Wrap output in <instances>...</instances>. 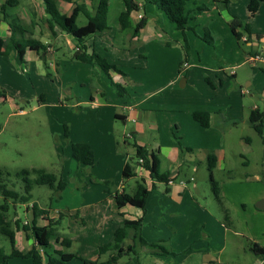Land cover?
Listing matches in <instances>:
<instances>
[{"label":"rangeland","instance_id":"rangeland-1","mask_svg":"<svg viewBox=\"0 0 264 264\" xmlns=\"http://www.w3.org/2000/svg\"><path fill=\"white\" fill-rule=\"evenodd\" d=\"M248 1H230L229 5L251 29L264 30V2L251 18ZM4 3L0 0V8ZM21 5L17 11H23ZM29 5L43 15L40 3ZM201 5L207 11H199ZM151 7L146 32L156 34L143 32L140 38L126 39L118 46L122 31L117 24L119 9L113 7L109 29L98 38L106 49L95 48L121 72L111 71V77L125 83L126 96L116 93L99 66L74 59L72 36L56 27L51 31L47 23L46 32L42 26V35L33 34L46 45L44 59L29 52L21 63L14 49L0 55V182L21 191L23 181L18 173L28 170L33 178L32 169H39L64 184L61 190L34 185L31 201L16 203L8 216L29 223L32 202L46 209L50 219L61 214L58 230L72 243L64 247L50 238L47 251L73 254L67 264H83L82 259L102 264L111 251L99 253L98 248L111 242L115 230L123 225L111 194L123 188L121 182L129 194L135 189V178H123L121 171L134 157L130 132L140 125L144 142L177 150L176 161L165 154L159 157L160 172L169 176L178 170L174 183L184 181L185 187L177 193L170 185L165 193L164 183L157 184L147 199L139 231L146 244L136 238L135 252L124 254L116 264H264V256L259 258L251 251L253 239L264 246V128L259 136L248 123L251 108L264 109V70L247 64L250 47L231 34L227 10L223 6L217 10L212 0L186 1L185 10H192L193 17L189 21L192 28L186 31L190 66L182 63L179 70L184 62L181 34L160 10ZM40 15H34L39 24L43 21ZM85 22L80 14L76 24ZM205 31L215 38L213 45L201 39ZM0 32L6 40L8 29ZM232 70L236 78L231 77ZM129 106L135 108L133 114H126L125 120L116 117ZM196 108L211 112L209 127H200L191 118ZM72 143L87 144L94 163L77 162L71 155ZM187 148L193 153L192 161L187 159ZM209 153L223 157L212 174L228 209L229 225L212 193ZM259 202L262 208L257 207ZM130 241L125 239L123 244ZM27 244L14 242L20 251ZM0 246L7 253L12 250L5 236H0ZM8 264H31V260L13 256Z\"/></svg>","mask_w":264,"mask_h":264},{"label":"trees","instance_id":"trees-1","mask_svg":"<svg viewBox=\"0 0 264 264\" xmlns=\"http://www.w3.org/2000/svg\"><path fill=\"white\" fill-rule=\"evenodd\" d=\"M18 0H5V3L1 5V17L0 21H4L8 25L9 35L5 40L0 36V55H7L11 50H15L18 59L21 63H25V55L28 51L35 52L39 58L44 59L47 48L46 45L39 39L32 36H28L27 29L21 24L19 17L8 11L9 8L15 6ZM43 11L46 14V21L51 31L53 28H59L66 34L71 35L76 39V47L73 52V58L88 63L91 65L99 66L103 72L110 78L111 85L114 87L116 93L119 96H126L127 90L125 85L115 81L111 77V71H118L116 67L97 53L94 49H89L86 41L89 36L96 32H103L109 29L108 26V9L109 0H99L95 11L91 13L85 6L78 4L75 0H41ZM58 1H65L73 3L72 12L67 15L59 8ZM124 9L118 16V24L120 28H124L129 21L132 12L138 11L141 6L154 5L160 11H162L166 18L174 24V26L181 31L180 44L183 49L184 62L188 59L189 43L186 36V30L192 27L188 26L189 19L191 18L185 11L186 0H122ZM214 2H220L226 5L230 0H212ZM264 0H249L247 3V9L249 16L252 17L256 14L259 4ZM199 11L205 9L204 5L197 7ZM82 14L86 22L82 25H77L76 21L78 16ZM147 16L139 18V21L134 25L133 32H137L146 23ZM230 29L239 41L243 37L245 43L249 42L252 38L250 27L247 23L242 22L237 16H233L229 24ZM258 38V35L255 34ZM201 39L209 45L214 44L215 38L205 31ZM250 54L256 53L255 51H249ZM180 62V67L182 66ZM205 80L210 83L209 78L205 77ZM1 94V91H0ZM192 118L197 121L203 128L209 127L210 112L203 110H195L192 112ZM116 117H119L116 114ZM121 118V117H120ZM248 123L253 130L262 135L264 128V109L254 108L248 115ZM132 147L135 149L134 157L129 158L131 161L125 162L121 175L123 178L136 177L134 173V166L138 164V160L141 159V166L148 171L149 178L152 182H167L169 178L167 174L160 172L159 170V156L157 150L149 151L147 147L136 143L135 139L131 142ZM191 151L190 148H187ZM71 155L79 163L84 165H92L94 163L93 152L87 144L84 143H72ZM132 162V163H131ZM216 164V156L213 153L207 155V170L209 181L211 184L212 193L215 199L221 205L223 210V220L226 225L231 224V218L228 213V209L224 206L220 197L219 184L214 179L212 170ZM36 176L31 178L29 176L30 171L22 170L18 173L22 177L23 188L21 191L15 190L13 186H9L5 182H0V236L8 238L12 250L7 253L5 249L0 246V264H8V259L13 256L30 258L32 264H66L74 255L71 253H64L61 251H47L49 245V239L54 240L64 247H69L72 243V239L69 236L59 233L58 226L61 220V214L56 219H50L46 216V223L43 225L38 224L37 218L47 213L46 209L38 207L36 202H32L31 208L33 211L32 220L28 223H23L21 219H10L8 213L11 208L16 207V203H27L32 199L31 190L34 185H47L52 189L61 190L64 187L63 182L57 180L56 176L51 173L42 172L39 169H32ZM152 188L147 187L145 179L139 177L135 181V189L132 194H129L122 188L120 191H114L112 195L117 208H122L126 205H132L144 211L147 197ZM142 225V217L137 219H124L123 225L118 227L114 232L113 240L98 248L99 253L111 251L109 259L102 262V264H116L118 260L124 255L135 252L136 244L135 239L138 238L141 244L146 242L139 236V231ZM18 230L24 231L26 234H30L36 244L31 249L23 252L15 248V232ZM130 239L132 244L124 245V240ZM251 251L257 255H264V247L258 243L253 242ZM164 253H172L167 250ZM45 256V260H44ZM83 264H94L91 261L82 259Z\"/></svg>","mask_w":264,"mask_h":264},{"label":"crops","instance_id":"crops-1","mask_svg":"<svg viewBox=\"0 0 264 264\" xmlns=\"http://www.w3.org/2000/svg\"><path fill=\"white\" fill-rule=\"evenodd\" d=\"M32 1H35L36 2V4L38 5L39 3L42 5V1L41 0H30L29 1V3H27V4H24V5H21V3H20V0H18L17 1V4L15 5V6H13L11 9L9 8L8 9V11L10 12V13H14V14H16L18 17H19V20H20V22H22L21 24L22 25H24L25 27H26V29H27V35L28 36H32L33 34L35 35H42V33H43V30H41V27L42 26H45V32H46V23H47V21H46V16L44 15V13H43V15L41 14L40 15V13H39V11L37 10V9H34L31 5H29L30 4V2H32ZM78 4H81V5H83V6H85L91 13H93L94 11H95V7H96V5H97V3H98V1L99 0H75ZM187 1V0H186ZM230 1H236V0H230ZM229 1V2H230ZM214 4H215V6H216V8H217V10H219V11H221V8H225V10H227V12H228V14H229V16H230V22H231V20H232V17L233 16H237L236 14H234V12H233V10L230 8V3L228 2L226 5H224V4H222V3H220V2H214V1H212ZM264 1H261L260 2V4L261 3H263ZM260 4H259V7H260ZM2 5V4H1ZM19 5H21V9L23 10L22 12H20V11H17L16 10V8L19 6ZM73 6H74V4L73 3H69V2H65V1H60V3H59V8L62 10V12H64L65 14H67V15H69L71 12H72V9H73ZM151 6H154V5H146V6H141L140 7V9L138 10V11H135V12H132L131 13V15H130V18H129V21H128V23L126 24V26L124 27V28H120V26H119V24H118V16H119V14H120V12L124 9V4H123V1L122 0H109V9H108V16H109V13H110V9H112L113 7H117V9H119L118 11H117V24H118V26H119V28L120 29H118L119 31H122L120 34H119V37H121L118 41H117V45L118 46H122V45H124V42H125V40L126 39H128V40H130V39H132V38H140V36H141V34L143 33V32H145L147 35H149V34H156L154 31H152V32H150V31H148V32H146V28H148V26L149 25H151L149 22V18H148V12L150 11L151 12V10H153L152 9V7ZM221 6H223V7H221ZM221 7V8H220ZM259 7H258V10H259ZM15 8V10L16 11H13L12 12V10ZM157 8V7H156ZM158 9V8H157ZM159 10V9H158ZM258 10H257V12H258ZM148 11V12H147ZM186 11V10H185ZM191 11L192 10H188V11H186V13H188V15L190 16L191 14ZM204 11H207V10H204ZM24 12V13H23ZM44 12V11H43ZM162 12V11H161ZM247 12H248V9H247ZM257 12H256V14H257ZM163 13V12H162ZM35 14H39L40 16H39V18H41L43 21L39 24L38 23V21L37 20H35V18H34V15ZM139 14H141V15H143V16H147V20H146V23H145V25L143 26V27H141L137 32H133V28H134V25L139 21V19H138V15ZM164 14V13H163ZM108 16H107V20H108ZM164 16H165V14H164ZM0 17H1V10H0ZM166 17V16H165ZM191 18L189 19V21L190 20H192L193 19V17L192 16H190ZM238 17V16H237ZM252 17H254V16H252ZM251 17V18H252ZM153 19V18H152ZM23 20H24V22H23ZM43 23V24H42ZM48 24V23H47ZM230 24V23H229ZM29 26V27H28ZM188 26H190L189 25V22H188ZM191 27V26H190ZM2 28H4V29H8V25L4 22V21H0V31L2 30ZM32 28H38L36 31L35 30H32ZM174 28H175V30H177L181 35H182V33H181V31L180 30H178L175 26H174ZM229 28H230V26H229ZM29 29V30H28ZM188 30V29H187ZM186 30V31H187ZM106 31H108V30H106ZM106 31H103V32H96V33H94V34H92L91 36H89L88 38H87V41H86V43H87V45H88V47H89V49H94L95 50V48H99V49H102V48H105L106 49V47L104 46V44H103V40L101 39V40H99L98 38H102L103 37V33H105ZM230 31H231V29H230ZM250 31H251V33L253 34L252 35V38H251V40L249 41V42H247V45L250 47V49L246 52V56L249 54L248 52L249 51H255V52H260V51H263L264 52V30H257V29H251L250 28ZM9 32V31H8ZM133 33V34H131V33ZM144 33V34H145ZM231 34H233L232 33V31H231ZM255 34H257L258 35V38H256L255 37ZM33 35V37L35 38V36ZM186 35H187V32H186ZM0 36L4 39V37L2 36V34H1V32H0ZM43 36H46V33H45V35H43ZM71 36V35H70ZM234 36V35H233ZM73 38V41H72V46H73V48L75 49V47H76V39L74 38V37H72ZM36 39H39V38H36ZM124 41V42H123ZM42 42V41H41ZM121 42H123V43H121ZM128 42H130V41H128ZM44 43V42H43ZM45 44V43H44ZM122 44V45H121ZM48 47H49V45H47ZM129 46V45H128ZM29 52H33V51H28L27 53H29ZM33 53H35V52H33ZM35 56H37L38 57V55L35 53ZM187 66L189 67L190 66V63L188 62V59H187ZM184 63V62H183ZM248 64V63H247ZM249 65V64H248ZM186 66V67H187ZM249 66H251V65H249ZM254 66H257V67H260L262 70H264V64L263 63H260V64H257V65H254ZM180 64H179V70H180ZM230 75H231V77L232 78H236L237 77V75H236V73H235V71H230ZM121 83V82H120ZM123 85H125V83H122ZM220 84L222 85V81H220ZM245 85L247 86V87H249L250 86V82L249 81H246L245 82ZM125 87H126V85H125ZM243 93V92H242ZM254 108H259L260 109V107H258V106H256V107H254ZM254 108H251L250 110H249V113H250V111L252 110V109H254ZM126 109V113H124V112H117L116 114L119 116V117H121L123 120H125L126 119V114H127V117L129 116V115H131V114H133L134 112H135V108L133 107V106H129V107H127V108H125ZM195 110H203V111H208L207 109L205 110V109H199V108H196V109H193L192 111H191V114H192V112L193 111H195ZM209 112V111H208ZM137 113V112H136ZM135 113V114H136ZM249 113H248V115H249ZM191 118H192V115H191ZM193 119V118H192ZM210 119H211V112H210ZM194 120V119H193ZM195 121V120H194ZM199 126H200V124L197 122V121H195ZM210 124V123H209ZM200 127H202V126H200ZM253 129V128H252ZM134 132H135V134H134ZM134 132H130V138H132V139H135V141H136V143L137 144H139V145H142V146H145V147H147V149L149 150V151H151V150H157L158 151V156L160 157L161 155H163V154H165V155H167V156H169V157H171L172 159V161H176L177 160V150L174 148V146L173 147H166V148H164V149H162L161 147L162 146H159V145H156L155 147H152L150 144H148V143H146V142H144L145 141V138L143 137V135H140L139 133H141V126L140 125H138L137 127H136V129H135V131ZM260 136V135H259ZM246 140V142H249L250 141V139L249 138H246L245 139ZM179 144H180V142H179ZM132 149H133V155H134V153H135V149H134V147H132ZM220 152H221V150H220ZM216 156V164H215V166H221V164L223 163V157L221 156V154L219 153V154H217V155H215ZM187 159H189V160H194V156H193V153L191 152V151H188L187 152ZM248 163V161L247 160H245L244 159V162H243V164H247ZM138 167H140V166H138L137 164H135V166H134V173L137 175L136 177H133V178H135V181H136V179H138L139 177H143L144 179H145V184H146V186L147 187H150V188H152L151 189V191H150V193L154 190V189H156L157 188V184H159V183H164V192L165 193H168L169 192V190H170V185H174V190L178 193L179 191H181V189L182 188H180V187H185V185H184V181L182 182V181H180V185H177V184H175L174 183V175L176 174V173H178V170H174V171H172L171 172V174L168 176V178H169V181H167V182H157V181H155V182H152V180L149 178V175H148V171H146V170H144V171H141V172H139V170H137V168ZM159 170H160V159H159ZM207 172H208V170H207ZM191 179H192V177H191ZM187 181V180H186ZM121 185H122V187L124 188V184H122V182H121ZM120 191V190H119ZM150 193H149V195H150ZM149 195H148V197H149ZM148 197H147V199H148ZM146 202H147V200H146ZM260 203V202H259ZM261 204V203H260ZM146 205V204H145ZM116 209H117V213L120 215V216H123V220L124 219H137V218H140V217H142V222H143V219L145 218V216H146V210H145V207H144V211H142V209H140V208H137V207H135V206H132V205H126V206H124V207H122V208H117L116 207ZM136 210H138V211H136ZM26 212L27 213H29L30 214V211L27 209L26 210ZM46 217H49L48 216V213H46V215H45ZM32 217H33V211H32V209H31V219H30V221L32 220ZM25 222H27V221H25ZM37 222H38V224H40V225H43V224H45L46 223V219L45 218H43L42 216H40V217H38L37 218ZM59 231V230H58ZM60 233V232H59ZM62 234V233H61ZM64 235V234H63ZM30 234H26L24 231H22V230H18V231H16V233H15V240H14V242L16 243L17 242V244H22V243H24L25 244V242H26V244H27V242H28V244H27V249L25 250V251H27V250H29V249H31L32 248V246H34L35 244H36V242H35V239L33 238L32 239V241L30 240ZM17 239V240H16ZM253 239V238H252ZM252 241V243H251V246H252V244H253V241H254V239L253 240H251ZM55 243L56 244H58L56 241H55ZM130 243H131V241H130ZM59 245V244H58ZM264 247V246H263ZM25 251H23V252H25ZM254 254V253H253ZM160 255V254H159ZM255 255V254H254ZM255 256H257V255H255ZM264 255H261V256H257V257H263ZM30 259V258H29ZM31 260V259H30ZM44 260H45V256H44ZM68 263V262H67ZM66 263V264H67ZM31 264H32V262H31ZM211 264H214V262H211Z\"/></svg>","mask_w":264,"mask_h":264},{"label":"built area","instance_id":"built-area-1","mask_svg":"<svg viewBox=\"0 0 264 264\" xmlns=\"http://www.w3.org/2000/svg\"><path fill=\"white\" fill-rule=\"evenodd\" d=\"M141 17H142V15L139 14V15H138V19L141 18ZM243 39H245V37H243ZM246 62H247L249 65H251V66H254V65H257V64H260V63H263V64H264V52H263V51H260V52H256V53H254V54L247 55V60H246ZM183 66L186 67V66H187V62H184ZM141 162H142V160L139 159V160H138V164H137L138 166H140V167L137 168V170H139V172L145 170V169L141 166Z\"/></svg>","mask_w":264,"mask_h":264},{"label":"water","instance_id":"water-1","mask_svg":"<svg viewBox=\"0 0 264 264\" xmlns=\"http://www.w3.org/2000/svg\"><path fill=\"white\" fill-rule=\"evenodd\" d=\"M257 207H258V208H262L263 205H261L260 203H258V204H257Z\"/></svg>","mask_w":264,"mask_h":264}]
</instances>
